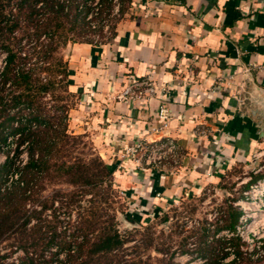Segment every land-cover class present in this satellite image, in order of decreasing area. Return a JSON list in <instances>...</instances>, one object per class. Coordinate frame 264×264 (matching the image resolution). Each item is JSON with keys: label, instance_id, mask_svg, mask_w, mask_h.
Listing matches in <instances>:
<instances>
[{"label": "crops", "instance_id": "crops-1", "mask_svg": "<svg viewBox=\"0 0 264 264\" xmlns=\"http://www.w3.org/2000/svg\"><path fill=\"white\" fill-rule=\"evenodd\" d=\"M113 32L97 46L67 45L74 95L67 131L90 138L114 169L127 144L176 142L183 161L174 174L139 173L129 160L115 170L114 181L141 211L161 209L185 186L218 178L261 147L264 0H132ZM143 77L153 80L155 95L117 100L125 85ZM160 105L170 120L151 134L162 126Z\"/></svg>", "mask_w": 264, "mask_h": 264}, {"label": "trees", "instance_id": "trees-1", "mask_svg": "<svg viewBox=\"0 0 264 264\" xmlns=\"http://www.w3.org/2000/svg\"><path fill=\"white\" fill-rule=\"evenodd\" d=\"M114 1L0 0V153L5 154L0 163V243L12 239L9 246L23 251L17 264H121L124 244L140 232H120L113 215L102 221L105 213L96 215L93 208L75 218L71 214L88 194L89 203L93 196L106 201L116 194L115 169L99 156L72 157L83 136L67 132L74 95L68 92L70 71L61 51L69 43L97 46L112 38L132 0H116V13ZM49 185L52 193L44 195ZM55 202L68 215L64 230L41 218ZM239 214L230 207L227 223L219 228L231 236L204 239L197 249L202 264H264V238L247 249L236 234ZM32 219L36 222L29 226ZM128 219L138 223L135 217ZM146 243L148 249L152 238ZM156 250L163 254L160 264H172L164 249ZM228 255L233 258L223 262ZM133 264L148 263L138 258Z\"/></svg>", "mask_w": 264, "mask_h": 264}, {"label": "rangeland", "instance_id": "rangeland-1", "mask_svg": "<svg viewBox=\"0 0 264 264\" xmlns=\"http://www.w3.org/2000/svg\"><path fill=\"white\" fill-rule=\"evenodd\" d=\"M67 53L68 46L61 51L64 59ZM45 100L51 104L48 96ZM68 134L77 135L69 132ZM253 153L254 155L248 160L224 169L218 178L205 176L203 180L199 179V182L185 186L181 192L165 200V205L161 209L154 205L155 208L152 206L150 211H141L138 204L135 205L130 201L131 197L125 196V190L117 185L113 176V189L116 194H110L106 201L93 196L95 200L92 198L93 201L90 203L89 199L92 195L88 194L80 201L79 207L72 209L71 214L75 218L78 213L84 214L93 208L92 211H95L96 215L105 213L99 217L102 221L113 215L120 232L140 230L139 233L133 234V240L124 244V261L121 264L136 263L138 258L148 264H160L158 259L163 254L159 253L157 248L164 249L165 256L170 258L172 264H202L204 260L198 256L197 249L204 246V239L211 242L213 238L226 237L228 230H219V228L227 223L230 207H235L240 211L236 229L244 240L250 243L252 239L258 240L264 236V141L261 147ZM94 155L99 156L98 151L90 138L85 136L72 153V157H81L85 160L91 159ZM123 155V150H121L118 156L119 164H116L115 170L120 166V161L126 160ZM4 157L5 154L1 152L0 163ZM20 158L24 159L25 154H22ZM182 159L183 155L178 169H173L168 165L164 173L151 166L139 169L132 161L129 162L139 173L170 175L181 170ZM63 187L71 189L65 185ZM51 190L52 187L49 185L43 192L44 195H51ZM34 208L39 211L41 206ZM65 211L64 208L59 209L58 203L55 202L41 213V218L49 221L57 229L64 230L68 220ZM128 217H135L138 223L129 220ZM35 222L36 219H32L29 226ZM149 238H152V245L145 249L144 242L146 243ZM10 242L12 239L0 243V256L9 255L4 259L0 258V264L11 261L17 264L18 257L23 255L21 249L16 250V246H9ZM214 247L218 248L217 245ZM231 257L228 255L223 262H228Z\"/></svg>", "mask_w": 264, "mask_h": 264}, {"label": "built area", "instance_id": "built-area-1", "mask_svg": "<svg viewBox=\"0 0 264 264\" xmlns=\"http://www.w3.org/2000/svg\"><path fill=\"white\" fill-rule=\"evenodd\" d=\"M96 2L98 0H95ZM114 13L118 10V4L116 0L114 1ZM104 31H108V26L104 27ZM1 67L4 65V55L1 56ZM157 86L149 77H143L141 79L133 80L127 85H125L117 96V100L120 101H142L148 99L156 94ZM158 118L162 122V126H152L150 128L151 134H158L164 128H166L168 121L170 120V112L167 106L160 105L158 108ZM123 156L126 160L132 161L137 165V168L143 169L144 167L157 168L159 172H166V166L173 169H178L180 167L179 161L181 160V151L172 139L167 138L166 140L156 139L153 141H147L146 139H139L131 144L125 145L123 149ZM236 234L241 238V241L246 243V248L252 250L255 245L261 244V239H252L249 241L244 240L241 235H239L237 229ZM231 236L228 231L226 237ZM253 243V244H252ZM231 259L233 255H231ZM230 259V260H231ZM229 260V261H230ZM228 261V262H229ZM227 263V261H225Z\"/></svg>", "mask_w": 264, "mask_h": 264}]
</instances>
